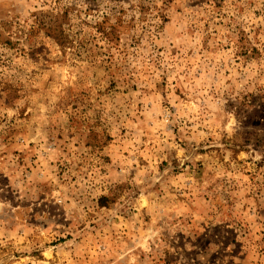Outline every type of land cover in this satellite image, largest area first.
<instances>
[{"label":"rangeland","instance_id":"rangeland-1","mask_svg":"<svg viewBox=\"0 0 264 264\" xmlns=\"http://www.w3.org/2000/svg\"><path fill=\"white\" fill-rule=\"evenodd\" d=\"M0 264H264V0H0Z\"/></svg>","mask_w":264,"mask_h":264}]
</instances>
